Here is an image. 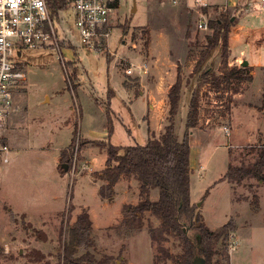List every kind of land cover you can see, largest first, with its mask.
Wrapping results in <instances>:
<instances>
[{
  "label": "rangeland",
  "instance_id": "rangeland-1",
  "mask_svg": "<svg viewBox=\"0 0 264 264\" xmlns=\"http://www.w3.org/2000/svg\"><path fill=\"white\" fill-rule=\"evenodd\" d=\"M230 1H236L237 8ZM227 13L235 20L229 42L231 35L246 36L247 29L254 36L246 47L232 49L229 44L231 65L264 61V48L255 43L264 32L261 0H178L177 4L124 0L117 14L121 32L108 40L104 53L83 47L72 11L58 12L53 19L64 61L50 48L26 50L17 58L27 81L15 96L14 115L2 129L10 153L9 163L0 165V253L5 255L0 264H59L57 250L83 213L92 214L97 222L92 231L95 244H110L99 245L101 254L123 264H173L165 254H181L182 243L174 237L156 240L149 230L160 220L150 213L143 216L139 230L117 231L123 207L146 197L135 178L128 179L127 196L115 189L111 200L101 197L108 156L97 140H109L107 108L114 129L112 144L145 145L150 138L159 139L169 123L168 92L178 66L183 82L176 117L179 137L185 132L191 90H198V123L190 138L192 198L210 229L231 218L237 223L227 242L215 246L213 261L264 264V183L220 182L229 165H253L255 150L264 144V71H257L254 81L243 84L242 93L233 96L230 91L216 92L209 84L199 88L192 77L206 36L212 34L211 30L200 34L198 24ZM210 57L212 72L219 74V50ZM144 65L147 70L140 73L138 68ZM128 69H133L132 75L126 74ZM63 165L68 166L67 173ZM148 197L157 199L158 190ZM111 218L117 224L106 227Z\"/></svg>",
  "mask_w": 264,
  "mask_h": 264
},
{
  "label": "trees",
  "instance_id": "trees-1",
  "mask_svg": "<svg viewBox=\"0 0 264 264\" xmlns=\"http://www.w3.org/2000/svg\"><path fill=\"white\" fill-rule=\"evenodd\" d=\"M53 17L59 11L68 9L67 0H48ZM237 8V7H236ZM239 9V8H238ZM236 19V18H235ZM232 16L223 14L220 19L208 23L211 35L206 36V48L200 53L192 77L197 78V86L209 84L216 92L230 91L233 95L241 94L243 84L248 86L253 82V69L243 62L240 66L231 65L229 47V30L234 25ZM126 26L123 25L122 27ZM219 50L221 66L219 74L212 72L211 54ZM183 82L181 67L178 66L177 79L168 92L169 123L159 139L150 138L145 145L122 146L110 142L114 129L109 108L106 113L109 119V140H97L99 146L106 150L107 161L103 180L105 189L100 191L103 199L111 200L115 187L122 179L135 178L140 185V194L146 198L137 205L123 207L124 218L117 226V231L130 233L141 227L142 218L150 213L160 225L150 229L149 233L156 239L174 237L182 243L183 252L172 256L166 252L165 257L173 264H192L193 260L201 256L207 264H215V246L227 242L229 236L237 230V223L231 218L226 224L212 230L205 222V218L198 204L191 197V135L197 127L198 119V90H191L189 112L185 122V132L182 137L176 133V117L179 112ZM110 100V93H109ZM256 162L248 167L229 165L226 174L220 182L241 184L246 179H256L264 183V144L256 149ZM61 169L66 172L64 168ZM67 173V172H66ZM158 190V199L153 201L148 195ZM253 201V207L258 209L259 201ZM93 225L88 213L80 214L68 232V241L63 242L57 250L59 264H123L120 259L101 254L94 242ZM83 254H79L83 251ZM38 252H35L37 254ZM225 258L229 260L228 248L225 247ZM42 257L41 253H38ZM5 255L0 253V258Z\"/></svg>",
  "mask_w": 264,
  "mask_h": 264
},
{
  "label": "built area",
  "instance_id": "built-area-1",
  "mask_svg": "<svg viewBox=\"0 0 264 264\" xmlns=\"http://www.w3.org/2000/svg\"><path fill=\"white\" fill-rule=\"evenodd\" d=\"M124 0H67L68 11L74 13L83 47L104 53L108 40L120 31L117 14ZM174 4L178 0H172ZM236 2V1H235ZM230 1V6L237 5ZM203 6H208L203 4ZM264 11V0H261ZM48 0H0V165L9 163L10 147L2 129L16 111L15 96L27 81L26 70L19 64L26 50L50 48L64 61ZM208 23L201 20L198 31L206 35ZM108 52V51H107ZM146 72V65L138 68ZM133 69L126 71L132 75ZM230 134L229 129L225 130Z\"/></svg>",
  "mask_w": 264,
  "mask_h": 264
},
{
  "label": "crops",
  "instance_id": "crops-1",
  "mask_svg": "<svg viewBox=\"0 0 264 264\" xmlns=\"http://www.w3.org/2000/svg\"><path fill=\"white\" fill-rule=\"evenodd\" d=\"M235 2V1H234ZM236 3V2H235ZM240 28H245V26L244 25H240ZM247 30H249L247 33L248 34H246V36H240L239 35V33H237L235 36L234 35H231V37H230V43H231V47H232V49H233V47H238V48H240L241 47V45H245V47H246V45H247V43H248V41L249 40H251L254 36H252L251 35V33H250V29H247ZM252 37H251V36ZM261 36V38L259 39V40H256V44L257 45H259L260 47H261V49L262 48H264V32H261V34H260ZM240 54H242V55H245V51H242V52H240ZM241 56V55H240ZM239 56V57H240ZM250 67H252V69H253V81H254V78H255V74L257 73V71H261L262 73H263V71H264V61H263V59H261L260 58V61H259V63L257 64V65H251V63H250ZM175 83V82H174ZM173 83V84H174ZM173 84H171V87H172V85ZM170 87V88H171ZM169 88V89H170ZM191 170H192V166H191ZM126 185V186H125ZM127 187L129 188V181H128V179H125V178H122L119 182H118V184L116 185V187H115V189H116V192H117V194H118V192H119V190L120 191H123L124 192V194L127 196L129 193H128V191L126 190L127 189ZM126 188V189H125ZM191 197H192V194H191ZM158 199V198H157ZM157 199H154L153 201H155V200H157ZM192 201L194 202L195 201V199L194 198H192ZM90 218H91V221H92V225H93V227H94V229L96 228V227H98V225H97V222H96V220H95V218L93 217V215L91 214V216H90ZM205 222H206V218H205ZM108 226H106V227H109V226H113V225H116L117 223L111 218V219H109L108 220ZM206 224H207V222H206ZM208 225V224H207ZM97 245V247H98V249H99V247L100 246H105L106 245V247L105 248H109L108 247V245H110V244H96ZM100 245V246H99ZM100 250V249H99ZM79 253H81V254H83L84 252L83 251H80ZM80 254V255H81ZM106 254V253H105ZM106 255H109V254H106ZM111 256V255H110ZM130 264V263H129ZM132 264V263H131Z\"/></svg>",
  "mask_w": 264,
  "mask_h": 264
},
{
  "label": "water",
  "instance_id": "water-1",
  "mask_svg": "<svg viewBox=\"0 0 264 264\" xmlns=\"http://www.w3.org/2000/svg\"><path fill=\"white\" fill-rule=\"evenodd\" d=\"M135 11V9L133 10ZM246 64H248V62H245ZM62 168H64V170L67 172L68 170V166L67 165H63ZM192 264H207L205 258L198 256L193 260Z\"/></svg>",
  "mask_w": 264,
  "mask_h": 264
}]
</instances>
